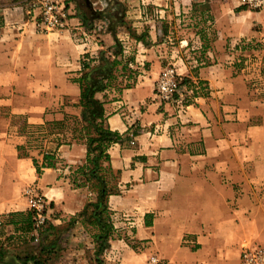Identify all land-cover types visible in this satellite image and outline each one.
Listing matches in <instances>:
<instances>
[{
    "label": "crops",
    "instance_id": "0c3cea01",
    "mask_svg": "<svg viewBox=\"0 0 264 264\" xmlns=\"http://www.w3.org/2000/svg\"><path fill=\"white\" fill-rule=\"evenodd\" d=\"M211 3V27L197 35L199 46L187 42L202 58L172 63L179 76L201 84L194 85L192 101L165 102L155 92L171 64L161 48L164 8L148 30L150 43L135 38L132 83L95 95L104 102L107 127L120 135L102 161L115 192L105 200L110 233L100 254V227L89 217L97 192L66 176L85 163V143L68 144V137L56 168L40 174L33 158L41 161L42 154L24 148L20 155L18 147L28 143L30 130L80 117L83 64L111 53L114 36L104 28L100 40L86 31L78 39L84 28L77 18L72 30L45 31L22 8L0 9V218L9 215L7 240L27 238L32 216L24 191L33 186L50 203L60 231L54 237L61 245H48L50 264H93L92 256L101 264H147L151 256L166 264H240L245 244L264 245V10L240 9L232 0ZM246 45L258 49L243 57ZM6 248L11 245L0 240V252Z\"/></svg>",
    "mask_w": 264,
    "mask_h": 264
},
{
    "label": "rangeland",
    "instance_id": "374dc122",
    "mask_svg": "<svg viewBox=\"0 0 264 264\" xmlns=\"http://www.w3.org/2000/svg\"><path fill=\"white\" fill-rule=\"evenodd\" d=\"M49 0H0V9H7V8H22L23 12L26 13L27 17H30V19L34 20L36 23L37 21H41L40 18V11L41 6L44 2ZM59 1L60 3H63L66 7V10L69 14L68 19V29L72 30L73 27H76V21L71 23L72 18H77L78 22L80 21V26L84 28V33L81 34H75L76 38L80 39V37H85V31L87 35L94 36L96 40H100V37L98 35H101L104 33V28L110 30V28H115V32L118 33L117 38L120 40L123 49L125 51L124 45H126L128 48H126L127 53H124V56L121 57L120 64L116 66V72H115V80H113L111 86L109 88H122L123 85L126 83L130 84L132 83V76L134 75L133 72H130V70H134V55L132 54L135 51L136 48V42L135 38H132V33L136 34L140 40L145 41L146 43H150V40L148 39V30L153 29L155 26V22L159 19L160 12L159 9L164 8L167 10V14H164V18L161 19V30H162V36H161V44H164L161 48H164L162 55L164 58H168L170 61L168 66H174L177 70L176 65L172 64L174 63V60H178V58H183L186 61H194V59L197 61L198 59L202 58V53L200 54L198 48H195V52L192 50H188V43L189 41H194L195 46H199V40L197 35L199 34L200 37H203V31L208 29V27H211L212 22L208 21V11L212 9L211 2L212 0H193L191 3L188 2V0H173V3H170L168 1L167 5L164 7V5H159L160 3H154L152 4L149 0H131V1H120L122 3V8L117 6H110L109 11L113 12L114 10L122 9L124 10V18L122 20L116 21L113 25V21L108 14L104 13L102 14L101 19H90L87 22V26H84L82 20L79 18V15L82 12H88L89 16L92 17L93 14H90V12L87 10L89 7L92 12H103L108 6L109 2L108 0H90V3L87 4L86 0H55ZM235 2L240 8L247 10L246 8L240 6L239 0H232ZM30 13L28 14L27 12ZM250 11V10H248ZM263 11V10H261ZM257 11V12H261ZM142 12V15L140 14ZM253 12V11H252ZM144 13V15H143ZM95 15V14H94ZM174 15V16H173ZM124 22L122 25L121 23ZM121 24V25H119ZM39 28L42 26H38ZM43 28V27H42ZM72 28V29H71ZM86 28V29H85ZM129 28L131 30V34L128 31ZM44 29V28H43ZM45 30V29H44ZM46 31V30H45ZM55 31V30H51ZM110 32V31H109ZM128 37L132 38L131 40L128 39ZM212 35H208L206 39L208 42L211 40ZM115 41V40H114ZM128 41H130L131 45L128 44ZM126 42V44H124ZM116 42H114L115 45ZM100 44V43H99ZM113 45V46H114ZM258 47H252L251 51L257 50ZM113 49L110 50L111 53L105 52V55L113 58L112 56ZM137 51V50H136ZM135 51V52H136ZM99 57V56H98ZM244 57V56H243ZM97 59H92L91 61H87V65L95 64L97 62ZM247 59V57H246ZM130 64L132 66H130ZM124 65L127 66V69L124 70ZM123 76H126L123 78ZM182 78H187L185 76H178L177 82L179 85V88L176 92H174V95L172 97L171 102L178 101L179 105L185 102H189L193 100V93L194 91H197V87L195 88L194 85L189 82L184 83ZM126 80V82H125ZM125 82V84H123ZM201 85V84H199ZM108 88V89H109ZM177 99V100H176ZM169 101V102H170ZM49 127V126H48ZM46 127V130L44 129H33L30 130V139L28 143L24 146L25 151L30 154L33 153L37 156V154L41 155L45 152V150H48L50 147L54 146L53 139H52V132L49 131V128ZM67 138L69 137L70 140L72 138V134H67ZM41 158V157H40ZM82 164L75 165V168L71 172H67L66 176L70 177L71 183L72 180L76 181V184H81V187H87L90 191L98 192V184L94 180H90L88 182L85 181V178L82 176V174L78 170V166ZM62 167H64L61 164ZM68 167V166H67ZM102 175L104 177H108L109 179H112L114 176L108 171L103 170ZM33 189L35 193L39 194L44 198L45 204H48V210H47V222L44 224L43 227L37 229L35 228L34 224H32L30 230L27 232V238L20 239V240H7L6 238L8 235H4L6 229V220L8 219L9 215H5L4 217L0 218V240L6 241L8 244L11 245V248H6L5 252H0V264H16L15 257L18 255V252H21L20 255L25 253L26 251H35L43 249L44 247H48V245H56L57 248L61 245L57 242L56 237H54V234L58 236V230L54 229L53 222H52V214L54 213L49 211L50 203L46 199L44 195H42L39 190L36 187H29L28 189ZM26 189L24 191L25 197H26ZM110 189L115 192V186L111 185ZM95 192V193H96ZM27 198V197H26ZM28 201V200H27ZM29 204V203H28ZM31 211V210H30ZM33 217V216H32ZM32 222H33V218ZM16 220H20V218H16ZM78 220V219H76ZM75 218L71 219V221L68 222L70 224L71 231H74L75 226ZM76 231V229H75ZM4 232V234H2ZM29 243H25L24 240ZM43 240H45V243H42ZM51 241V242H50ZM25 243V244H23ZM26 244H30L29 249H23L25 248ZM69 247L71 245H74L75 242L71 241L67 243ZM14 245L18 247L20 250H15L13 247ZM26 250V251H24ZM96 257L92 256V262L93 264H96ZM18 264V263H17Z\"/></svg>",
    "mask_w": 264,
    "mask_h": 264
},
{
    "label": "trees",
    "instance_id": "16d2710c",
    "mask_svg": "<svg viewBox=\"0 0 264 264\" xmlns=\"http://www.w3.org/2000/svg\"><path fill=\"white\" fill-rule=\"evenodd\" d=\"M207 1V0H206ZM109 6L103 12H92L88 7L87 10L92 17L89 16L88 12H82L79 18L82 20L84 26H87V22L90 19H101L102 14L106 13L108 16L114 20L113 25L116 21L122 20L124 18V10H114L109 11L110 6H117L122 8V3L118 0H109ZM95 14V15H94ZM208 20V19H207ZM212 22L211 20H208ZM122 25L124 22L121 23ZM119 24V25H121ZM116 25V24H115ZM131 34V30L127 28ZM114 36L115 45L111 48L113 58L105 55L102 51L97 59V63L87 65L83 64L82 74L78 79L80 85V98L79 106L81 107L80 117L65 116L63 121L51 122L48 124L49 131L52 132V141L54 146L50 147L48 150L42 154L41 161L38 158H33L34 165L37 169V173L40 174L42 168L53 167L59 164V158L57 156L59 146L66 142L67 134L71 133L72 138L69 143L82 141L85 143L87 148V157L85 163L78 166L79 172L85 178V181L94 180L98 184L97 198L92 203L93 210L90 214V219L96 221L100 227V232L98 233L96 239L100 242L99 244V254L103 251L106 242L109 238L110 227L105 224L106 222V205L105 200L107 196L114 193L107 184L106 179L102 175L103 167L102 161L108 160L109 155L107 153V148L113 142L120 140V135L117 132L110 130L106 125V112L104 108V102L96 98V93L103 92L107 90L113 80H115L116 66L120 64V58L124 56V49L117 38L115 28H110ZM132 37L140 40V38L134 33ZM251 46H243L242 54L251 52ZM245 57V56H244ZM127 66L124 65V70ZM132 72V70H130ZM184 83L189 82L193 84L194 82L189 78H182ZM46 130V128H45ZM25 147L19 146L20 155L23 154V149ZM22 151V152H21ZM28 154V153H25ZM72 185L76 187H81V184H76L75 180H72ZM32 216V212H31ZM33 222L31 220V226ZM43 243V242H42ZM54 251L49 247H44L40 250L25 252L22 255H17L15 257L16 264H50L51 255ZM97 263L101 264V260L97 258Z\"/></svg>",
    "mask_w": 264,
    "mask_h": 264
},
{
    "label": "built area",
    "instance_id": "2783aa9c",
    "mask_svg": "<svg viewBox=\"0 0 264 264\" xmlns=\"http://www.w3.org/2000/svg\"><path fill=\"white\" fill-rule=\"evenodd\" d=\"M240 6L247 10L257 12L264 10V0H239ZM41 21H37L46 31L68 29L69 14L63 3L49 0L40 7ZM28 14L30 13L27 12ZM130 66H132L130 64ZM179 74L174 66L166 67L155 85V92L162 101L172 100L174 92L179 88L177 78ZM26 197L32 212L33 224L39 229L47 222L48 204L44 198L35 193L33 189L26 191ZM128 222H130L128 220ZM131 223V222H130ZM129 223V224H130ZM147 264H166L158 256H151ZM240 264H264V245L245 244L242 248Z\"/></svg>",
    "mask_w": 264,
    "mask_h": 264
},
{
    "label": "water",
    "instance_id": "95a60500",
    "mask_svg": "<svg viewBox=\"0 0 264 264\" xmlns=\"http://www.w3.org/2000/svg\"><path fill=\"white\" fill-rule=\"evenodd\" d=\"M87 1V4H89L90 3V0H86Z\"/></svg>",
    "mask_w": 264,
    "mask_h": 264
}]
</instances>
